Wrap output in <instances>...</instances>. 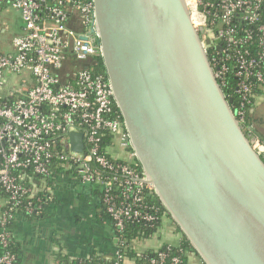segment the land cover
I'll return each mask as SVG.
<instances>
[{"label": "built area", "instance_id": "obj_1", "mask_svg": "<svg viewBox=\"0 0 264 264\" xmlns=\"http://www.w3.org/2000/svg\"><path fill=\"white\" fill-rule=\"evenodd\" d=\"M186 2L206 52L205 41H211L207 53L220 87L236 80L237 106L232 109L252 148L264 158V142L246 123L255 90L264 89V0ZM3 4L19 12L22 33L12 37L10 51L0 52V191L9 204L0 218V264L14 259L6 250L12 243L6 226L16 209L36 213L45 203L33 191V176L68 174L93 186L114 233L126 221L148 227L163 221L159 207L145 201L155 196L154 188L134 167L139 164L123 122L111 117L117 107L108 80L93 71L101 58L93 0H0ZM71 132L82 135L79 152L70 149ZM106 135L103 151L119 149L125 158L102 152ZM180 244L155 250L148 264H182ZM124 261L117 246L111 264Z\"/></svg>", "mask_w": 264, "mask_h": 264}, {"label": "water", "instance_id": "obj_2", "mask_svg": "<svg viewBox=\"0 0 264 264\" xmlns=\"http://www.w3.org/2000/svg\"><path fill=\"white\" fill-rule=\"evenodd\" d=\"M93 5L105 76L145 182L203 264H264V160L186 0ZM69 143L81 151V133Z\"/></svg>", "mask_w": 264, "mask_h": 264}, {"label": "crops", "instance_id": "obj_3", "mask_svg": "<svg viewBox=\"0 0 264 264\" xmlns=\"http://www.w3.org/2000/svg\"><path fill=\"white\" fill-rule=\"evenodd\" d=\"M3 7L5 5H0V9ZM15 12L13 22L6 20L15 25L12 37L22 33L20 15ZM11 39L6 52L11 50ZM8 87L6 84L3 91L7 92ZM253 125L256 127L255 121ZM33 185L34 192L47 193L46 206L36 213L17 211L10 222L19 264H72L98 257L105 262L112 260L117 240L110 220L99 208L97 189L81 185L68 174L40 179ZM3 205L4 199L0 197V211ZM182 236L166 218L149 239L136 241V251L156 250L165 244L177 245ZM195 258L194 254L189 255V262L194 264ZM124 263L134 264V261L129 258Z\"/></svg>", "mask_w": 264, "mask_h": 264}, {"label": "trees", "instance_id": "obj_4", "mask_svg": "<svg viewBox=\"0 0 264 264\" xmlns=\"http://www.w3.org/2000/svg\"><path fill=\"white\" fill-rule=\"evenodd\" d=\"M261 21H264V15L261 16ZM93 71L96 73H101V74L105 75L102 59L100 57L97 59V62L93 65ZM235 85H236V80L234 78H230V79H228L227 86L223 87L224 93L228 97L233 99V102L231 104V107L233 109L237 106L236 105L237 95L235 93ZM262 88H264V84H263ZM262 90L263 89H256L255 90V96L258 93H260ZM113 110H114V112L111 114V117H117V118L121 119L117 108L114 107ZM252 115H253V113L249 117H247L246 123H247V125H252L253 133L260 136L261 134L258 132L257 128L253 125ZM260 137H261L262 141L264 142V138H262V135ZM108 140H109V138L107 135L103 137V140L101 143V150H102V152L105 153V155L110 157L112 155L110 153H108V151H106V150L103 151V148L108 144ZM263 160H264V158H263ZM134 167L138 168V170L141 169L139 165H136V166L134 165ZM56 170L61 171V169H56ZM40 179H42L41 176H33L32 182L36 184V183H38V181ZM25 185H28L30 187V185L28 183H25ZM36 195L40 196L42 198H45V196L42 194V192H37ZM0 197L4 199V205L0 211V218H1L2 213L8 209L9 204L7 203V194L0 191ZM144 198H145V201L147 203H149L150 205H154L156 207L157 206L159 207V216L163 215V218H169L170 219L169 214L167 213L165 208L161 205V203L159 202V200L157 199L156 196H153V197L145 196ZM45 206L46 205L44 203L42 205V208H44ZM23 208L24 207L21 206L18 209H16L14 216L17 213V211H22L25 214H27V212ZM99 208L103 212V215L107 216V214L105 213V210H104V206L100 204ZM170 221H172V220L170 219ZM161 225H162V219H160L157 222V224H155L153 227H148V225H145L144 222L126 221L122 231L114 233V236L117 240V246L120 247V253L125 257V259H129V258L133 259L134 264H148L147 260L155 255V250H147V251H143L142 254H138V251H136V241L138 242L140 240L149 239L154 233H156L158 231V229L160 228ZM6 230L9 232L10 240L12 242L11 245L6 250H8L14 257L12 264H19V254H18V252L15 248V245L13 243L10 223L7 224ZM179 243H181L180 246L183 249V253L180 255L181 260H182V264H187V260H188L189 255H191V254L196 255V253L194 252L190 243L188 242V240L184 236H182V239ZM165 245H163L162 247H160L156 250H159V249L163 250L165 248ZM173 249H174V251H176L175 248H173ZM1 252L2 251L0 250V254H1ZM82 261L87 262L88 264H111V261L105 262L104 260H102L99 257L96 259L81 260L80 262H82ZM78 263L79 262H73L72 264H78Z\"/></svg>", "mask_w": 264, "mask_h": 264}, {"label": "rangeland", "instance_id": "obj_5", "mask_svg": "<svg viewBox=\"0 0 264 264\" xmlns=\"http://www.w3.org/2000/svg\"><path fill=\"white\" fill-rule=\"evenodd\" d=\"M3 5H5V7L0 9V50L6 52L5 50L8 49L9 40L11 39V37L13 36L16 30L15 25L13 23L11 24L6 23V20L11 19L13 22L16 13L15 11L17 10L12 8L10 5L7 4H3ZM252 120L255 121L258 132L261 135L263 134L262 138H264V89L260 93H258L255 97ZM108 153H110L113 157L125 158V153L121 152L119 149H114V150L110 149ZM165 219L166 218H164V220ZM195 257L196 258L194 259V264H200L201 262L200 259L196 255ZM187 264H191L189 262V259L187 261Z\"/></svg>", "mask_w": 264, "mask_h": 264}, {"label": "flooded vegetation", "instance_id": "obj_6", "mask_svg": "<svg viewBox=\"0 0 264 264\" xmlns=\"http://www.w3.org/2000/svg\"><path fill=\"white\" fill-rule=\"evenodd\" d=\"M205 45H206L207 52L210 53V51H211V49H210L211 48V41H209V40L205 41Z\"/></svg>", "mask_w": 264, "mask_h": 264}]
</instances>
